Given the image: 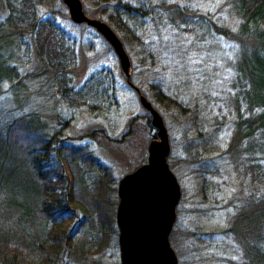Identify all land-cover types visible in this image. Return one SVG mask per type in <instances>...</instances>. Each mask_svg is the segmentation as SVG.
I'll list each match as a JSON object with an SVG mask.
<instances>
[{"label":"rangeland","instance_id":"obj_1","mask_svg":"<svg viewBox=\"0 0 264 264\" xmlns=\"http://www.w3.org/2000/svg\"><path fill=\"white\" fill-rule=\"evenodd\" d=\"M34 1L42 16L54 20L70 38L76 54L70 74L75 88L95 76L104 81L105 93L95 103L68 105L38 75L33 46L27 40L14 48L19 77L27 85L25 94L17 104L5 84L0 103L37 110L66 143L86 145L111 169L116 188L124 174L146 161L148 143L157 133L150 128L142 95L162 118L169 147L167 162L180 186L169 235L178 264H256L255 253L263 248L264 236L257 239L260 230L253 222H240L239 217L247 202L264 198V179L251 168L256 161L246 166L245 154L232 145L231 81L237 45L196 26L187 33L169 29L156 14L140 16L145 18L143 29L118 26L113 3L137 5L138 0H79L88 18L106 23L121 41L129 62L127 81L117 54L93 27L72 21L61 0ZM169 2L195 8L218 24L237 28V17L225 0H145L153 9ZM112 201L104 208L107 214L113 209L112 226L105 223L107 245L100 253L89 251L83 257L65 250L61 264H119L117 193ZM253 203L247 206L249 212ZM81 217L79 213L77 218ZM92 224L98 226L97 217Z\"/></svg>","mask_w":264,"mask_h":264},{"label":"trees","instance_id":"obj_2","mask_svg":"<svg viewBox=\"0 0 264 264\" xmlns=\"http://www.w3.org/2000/svg\"><path fill=\"white\" fill-rule=\"evenodd\" d=\"M0 4V14L4 12L0 18V94L5 84L17 104L25 94L27 85L19 77L14 48L28 40L38 75L68 105L95 103L104 96V81L95 76L75 88L70 74L76 54L70 38L54 20L42 16L36 1L0 0ZM225 4L237 17L236 29L177 2L153 9L145 0H138L137 5L124 1L113 3V8L117 25L129 31L144 28L141 15L156 14L169 29L187 33L196 26L237 45L231 81L232 145L245 154L243 164L249 167L256 161L251 168L264 179V0H225ZM115 193L111 169L86 145L66 143L37 110L0 103V264H61L65 250L76 257L89 251L100 253L108 243L105 223L111 227L113 221V209L107 214L104 208L113 203ZM252 203L250 212L256 216L247 210ZM245 208L240 222H253L260 230L257 239L263 238L264 198L247 202ZM95 217L98 226L92 224ZM263 248L255 253L256 264H264Z\"/></svg>","mask_w":264,"mask_h":264},{"label":"water","instance_id":"obj_3","mask_svg":"<svg viewBox=\"0 0 264 264\" xmlns=\"http://www.w3.org/2000/svg\"><path fill=\"white\" fill-rule=\"evenodd\" d=\"M68 9V15L69 18L76 22V23H85L90 27H93L99 34H101L104 39L110 44V46L113 48L115 53L117 54L119 58V63L124 71V74L126 78H129V62L126 57V54L123 50L121 41L117 37V35L114 33V31L104 22L88 18L82 9L81 2L79 0H61ZM136 91H139L138 88L134 87ZM140 96L141 104L144 106V108L149 112L150 114V121L151 124L154 126V128L157 131V135L159 137V140L152 139L149 141L147 146V160L145 163L138 166L133 171L124 174L118 181L117 189H118V196L120 198V201L117 205L116 209V223L120 228V246L121 251L123 253V246H124V230L123 226L126 223V220H124L125 215V202L123 201L124 198V188L127 183L132 182L133 180H139L144 178H155L159 175H163L164 181L160 187H158L155 190V195L164 196L167 192V197H169L170 201L165 204L166 209H161L157 213L152 212L147 215V213H144L146 217L145 225H153V228L150 227L148 230V234L150 236H153L154 225L158 227V230L162 233L163 238V244L168 247V241L166 240V234L169 230L173 219H174V213H173V207L177 201L178 198V185L176 183L174 175L169 171L168 164L166 162L165 157H163L162 154L158 153L160 149H162L163 145L167 143V134L166 129L163 125V121L161 116L158 114V112L151 106L150 102L144 100L142 95ZM169 149H167L164 154H168ZM165 182V183H164ZM161 193V194H160ZM130 210L133 216H137V211L135 209H132V206H129V210L126 213H129ZM151 215V219L149 216ZM132 216V217H133ZM152 220L154 222H152ZM152 222V223H151ZM166 223V227L164 228V231L162 232V226L163 223ZM138 223L136 221V218L132 220L131 227L127 228L125 232L127 234H132L135 231L134 224ZM142 225V224H141ZM153 229V230H152ZM131 239V238H130ZM152 241V240H151ZM154 243V242H153ZM152 242L149 243V247L145 249L151 250V247L154 245ZM148 252V251H147ZM175 258L172 257L173 264H175Z\"/></svg>","mask_w":264,"mask_h":264},{"label":"flooded vegetation","instance_id":"obj_4","mask_svg":"<svg viewBox=\"0 0 264 264\" xmlns=\"http://www.w3.org/2000/svg\"><path fill=\"white\" fill-rule=\"evenodd\" d=\"M150 126H151L150 128H154V126L151 124V121H150ZM154 130L156 131L155 128ZM152 139L159 140L157 133L156 135L154 134L150 140ZM167 149H169L168 142L163 145L160 151H158V153L162 154L163 157H165L166 162H167L168 154H164V152H166ZM146 160H147V157H146ZM168 169L170 171L169 165H168ZM175 180L178 185V198L173 207L174 219L166 234V240L168 241L167 248L163 244V238H162L163 236L160 230H158L157 226L154 225L155 232L153 231V236H150L148 234L149 228L150 227L153 228V225H149V226L145 225V220L147 216L144 215V213H147L148 215L149 213H152V212L157 213L161 209H166L165 204L170 201L169 197H167V192L164 196L155 195L154 193L155 190L162 185L164 181L163 175H159L155 178H144V179H139V180H133L132 182H129L126 184L124 188L125 195L123 198V201L125 202L124 220H126V223L123 226V230H124L123 253L121 251L120 240H119L120 228L116 223V211H115V224L117 228L119 264H173L172 257L176 259L175 264H178L176 253L169 241V235H170L172 226L175 221V209L181 197L180 186H179V183L176 177H175ZM117 197H118V201H117V205H118L120 201V198L118 196V189H117ZM129 206H132V209H135L138 212L137 216L134 217L133 214L131 213L132 212L131 210L129 213H126L129 210ZM116 209H117V206H116ZM150 217L151 215L149 216V218ZM134 218H136V221H138V223L134 224L135 231L133 235L127 234L125 230L131 227V222L132 220H134ZM154 221L152 220V222ZM163 225L164 226H162V232L164 231V228L166 227V223L164 222ZM150 242L152 243L154 242L153 243L154 245L151 247V250L150 251L147 250L148 251L147 252L145 249L149 247Z\"/></svg>","mask_w":264,"mask_h":264}]
</instances>
